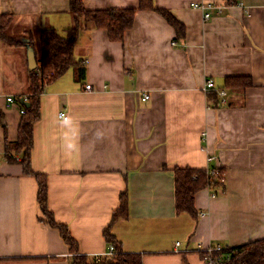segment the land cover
Returning <instances> with one entry per match:
<instances>
[{
    "label": "crops",
    "instance_id": "1",
    "mask_svg": "<svg viewBox=\"0 0 264 264\" xmlns=\"http://www.w3.org/2000/svg\"><path fill=\"white\" fill-rule=\"evenodd\" d=\"M82 1L108 9L140 0ZM200 1L224 10L203 20L191 8ZM150 2L180 21L183 35L150 9L135 12L121 41L104 29L83 31L75 65L39 94L30 166L47 177L49 209L81 255L107 257L103 230L126 190L128 215L110 229L123 252L141 254L142 264H204L200 245L235 248L264 238V0ZM7 13L17 27L9 40L21 43L25 30L63 33L72 24L68 0H0ZM29 71L27 45L0 39V264H68L71 251L44 222L23 154L5 157L23 117L22 103L6 97L26 95ZM245 76L250 87L225 88L227 77ZM207 80L213 89L203 90ZM175 167L222 171L214 196L206 187L194 195L196 217L175 209Z\"/></svg>",
    "mask_w": 264,
    "mask_h": 264
},
{
    "label": "trees",
    "instance_id": "2",
    "mask_svg": "<svg viewBox=\"0 0 264 264\" xmlns=\"http://www.w3.org/2000/svg\"><path fill=\"white\" fill-rule=\"evenodd\" d=\"M68 2L72 24L63 33L53 28H42L37 36L38 39H35L31 31L21 30L24 32L20 35H25L28 41L26 43L19 42V44L28 45L34 52L36 51L37 67L27 74L26 95L29 105L23 106L25 113L19 125V137L16 142L6 146L5 157L7 161H14L10 152L14 149L17 153L23 154V171L26 174L34 175L38 183L37 201L44 222L50 228L58 231L71 251L72 257H70L68 264H142V255L123 252L120 243L110 231L117 220L128 215L126 190L119 194V204L111 212L109 224L103 230V237L107 243L113 244L115 253L99 261L78 253L76 241L71 236L69 229L66 225L57 222L53 212L49 209L47 177L31 170L29 153L32 147V127L39 117V94L45 84L58 79L75 65L74 50L78 37L83 31L92 28L104 29L107 31L109 39L121 41L124 38V33L133 25L135 12L146 9L154 10L161 15L174 28L176 35H183L184 26L169 11L155 7L150 0H140L137 7L108 9H88L82 0H68ZM14 21L15 15L13 13L0 14L1 42H7L9 40L8 35L16 31L17 27ZM83 73L84 69L80 68L77 74L81 76ZM252 84L250 77H227L224 86L231 90H245ZM17 98L20 99L21 97ZM172 172L177 213H186L196 217L194 195L205 188L207 184L214 187L221 185L222 171H217V175H207L204 169L175 167ZM223 254L229 255V260L224 264H264V238L235 248H226Z\"/></svg>",
    "mask_w": 264,
    "mask_h": 264
},
{
    "label": "built area",
    "instance_id": "3",
    "mask_svg": "<svg viewBox=\"0 0 264 264\" xmlns=\"http://www.w3.org/2000/svg\"><path fill=\"white\" fill-rule=\"evenodd\" d=\"M240 7H242V3L238 4ZM225 5L217 4L214 2L210 1H200V2H194L191 4V8L197 9L201 12L202 14V19L203 20H208L211 17H213V14H221L224 10ZM171 45H176V43L173 41ZM214 85L211 80H207L205 82V85L203 87V90H208V89H213ZM86 90H90L91 86L86 85L85 86ZM218 96L221 98L220 103L225 104L227 102V96H226V91L221 89L217 91ZM27 95L22 96L20 99H15L14 96H7L6 97V102L11 105L15 104L17 101H20V103L27 102ZM149 98V95L146 93H143L141 100H147ZM18 103V102H17ZM21 114L25 113L23 104H20V109H19ZM58 117L63 120H67L68 117L65 115L64 112H59ZM205 133H203L204 135ZM205 139V137H203ZM202 149V148H201ZM215 157L213 155H209L207 157V163H210ZM15 160H19L18 158H15ZM217 173V170L215 168H207L206 169V174L207 175H214ZM214 196V195H213ZM203 216V214L201 213ZM176 246L179 245V242L175 243ZM227 247H223L218 244H207L205 246H198V250L202 254V259L204 264H224L226 261L229 260V255L228 254H223L224 249ZM115 253V249L113 244H109L107 251L105 252V256H111ZM101 259V258H100ZM100 259H95V261H99Z\"/></svg>",
    "mask_w": 264,
    "mask_h": 264
},
{
    "label": "water",
    "instance_id": "4",
    "mask_svg": "<svg viewBox=\"0 0 264 264\" xmlns=\"http://www.w3.org/2000/svg\"><path fill=\"white\" fill-rule=\"evenodd\" d=\"M24 42H27V41L24 40ZM27 61H28V69L34 70L37 66V63H36L34 54L28 45H27ZM22 104L28 106V103L26 102H23Z\"/></svg>",
    "mask_w": 264,
    "mask_h": 264
},
{
    "label": "rangeland",
    "instance_id": "5",
    "mask_svg": "<svg viewBox=\"0 0 264 264\" xmlns=\"http://www.w3.org/2000/svg\"><path fill=\"white\" fill-rule=\"evenodd\" d=\"M38 26H40L39 24H36V25H33V28H34V30H37V28H39ZM37 33L35 32V39H38L37 38ZM8 41H14L15 43H18L19 44V42H17V41H19V40H17V41H15V39H13V40H8ZM36 42V41H35ZM21 43V42H20ZM206 189H209V192H210V194H211V196H213V195H215L216 194V192H215V187L213 186V185H210V184H207L206 186ZM213 187V188H212Z\"/></svg>",
    "mask_w": 264,
    "mask_h": 264
}]
</instances>
